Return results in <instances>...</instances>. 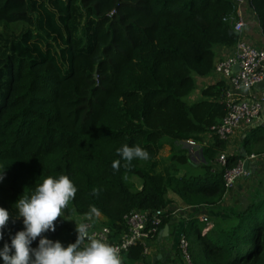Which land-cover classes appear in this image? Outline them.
Returning a JSON list of instances; mask_svg holds the SVG:
<instances>
[{
  "label": "trees",
  "instance_id": "trees-1",
  "mask_svg": "<svg viewBox=\"0 0 264 264\" xmlns=\"http://www.w3.org/2000/svg\"><path fill=\"white\" fill-rule=\"evenodd\" d=\"M248 4L264 36V0ZM232 15L233 0H0V207L13 216L0 250L25 229L15 203L47 176L67 175L78 189L55 231L42 233L48 239L68 231L65 218L87 215L92 207L115 238L124 229L121 216L132 209H161L159 228L166 224L173 201L168 193L184 206L220 202L223 169L212 164L225 140L208 135V127L226 112V84L215 80L199 89L197 99L185 98L195 88L194 76L211 71L215 48L237 40ZM162 138L172 152L159 170ZM186 138L201 143V163L175 150L172 142ZM248 140L245 135L242 145L250 151ZM125 144L139 145L150 158L124 167L117 149ZM239 158L226 154L225 166ZM115 160L119 171L112 168ZM186 164L202 171L178 174ZM130 175L139 179L138 188ZM232 217L226 225L210 215L184 217L190 264H264L259 184ZM40 238L30 247L37 248ZM70 238L74 243L76 232ZM143 256L139 244L131 245L123 264Z\"/></svg>",
  "mask_w": 264,
  "mask_h": 264
},
{
  "label": "built area",
  "instance_id": "built-area-1",
  "mask_svg": "<svg viewBox=\"0 0 264 264\" xmlns=\"http://www.w3.org/2000/svg\"><path fill=\"white\" fill-rule=\"evenodd\" d=\"M241 1L233 0L234 16L231 24L237 32L243 25V15L239 7ZM232 46V52L215 60L211 69L219 74L221 80L226 84L222 99L226 103V112L217 123L208 127V135H215L222 140H226L238 121L251 123L258 115V101L244 96L236 97L233 91L242 87H251L264 78V50L238 38ZM233 66L237 67L236 70L232 69ZM172 143L175 147L183 150L192 164H199L203 161L200 142L186 138L174 140ZM225 163L226 154L223 151H218L213 164L223 169V185L227 188L243 175L245 170L242 167V160H237L229 168L225 166ZM161 217V209H132L121 216L124 229L117 233L115 238L111 237L109 228L102 224L97 217L87 219V215H83L79 218V224H86L90 235L120 248V255L123 257L128 247L134 244L141 246L142 254L147 252L149 242L156 237L160 229ZM77 236L76 231L75 241ZM176 248L184 264H190L186 252L187 241L182 234L177 238Z\"/></svg>",
  "mask_w": 264,
  "mask_h": 264
},
{
  "label": "crops",
  "instance_id": "crops-1",
  "mask_svg": "<svg viewBox=\"0 0 264 264\" xmlns=\"http://www.w3.org/2000/svg\"><path fill=\"white\" fill-rule=\"evenodd\" d=\"M239 7L243 15V25L238 32V39L247 41L250 44L264 50V36L258 28L257 20L248 4V0H242ZM233 16L234 15L230 16V21H233ZM232 49L233 46L216 47L215 60L231 53ZM236 68V66L232 67L233 70H236ZM196 79H198V83H196ZM219 79H221V76L212 70L204 76L195 75V88L187 95V97H193L189 99L186 97L185 99H187V101L197 99L199 97V89L202 86ZM233 92L236 97H248L258 101L259 103L257 117L252 120L251 123L238 121L231 134L224 142L223 152L225 154H238L240 156L239 160L242 161L243 156L241 154H243V152H241L240 149L243 148L247 160L246 167L244 168L245 173L237 178L232 185L225 188V192L220 202L213 208H206L202 206H184L177 198L172 197L173 201L168 205V209L171 212L170 218L166 223L168 226L166 233L164 235L157 233L156 237L150 241L148 250L144 254L142 260H125V264H147L148 261L151 263V258L156 255L160 256L159 258H155V261L153 262L155 264H181L182 258L176 253V242L177 238L181 234V228L185 216L205 217L210 215L219 223L226 225L233 221V211L239 210L240 207L246 204L250 197L255 194L258 184L262 189H264V84L242 87L236 91L234 90ZM254 128L257 130H253L251 132ZM245 135L249 136L247 149L249 148L250 151L246 150V148L242 145V140ZM171 152L172 151L167 154V160H169L168 157L171 155ZM212 167L214 169L218 168L215 164H212ZM133 182L135 187L138 188L140 185L139 181L135 182L134 180ZM70 217H77L79 220L81 216L72 214L69 218ZM98 218H100V216ZM71 230V227H69V230L65 231L62 236L57 239L51 238L50 240L54 242L59 241L64 247H67L69 245V241H71L70 233H73ZM74 232H76V230ZM74 240L75 239H73V241Z\"/></svg>",
  "mask_w": 264,
  "mask_h": 264
},
{
  "label": "clouds",
  "instance_id": "clouds-1",
  "mask_svg": "<svg viewBox=\"0 0 264 264\" xmlns=\"http://www.w3.org/2000/svg\"><path fill=\"white\" fill-rule=\"evenodd\" d=\"M117 152L125 161L126 168L134 159L150 158L149 152L139 145L125 144ZM120 167V160L113 161L114 171H119ZM2 173L0 172V181L4 178ZM77 191V186L67 175L62 174L58 178L47 176L36 186L30 197L18 199L15 203L18 215L15 217H23L25 229L12 237L11 247L5 243L0 250L4 264H123L120 248L90 235L88 226L84 223L76 222L77 239L67 247L59 241L54 242L42 236L48 230L55 231L56 221L64 217L65 209L75 198ZM93 192L99 194L98 189ZM99 216V210L92 207L87 219ZM11 217L13 216L9 210L0 207V239H3L2 230ZM37 237H41L38 247L31 248L32 241ZM12 249L14 253L9 254Z\"/></svg>",
  "mask_w": 264,
  "mask_h": 264
},
{
  "label": "rangeland",
  "instance_id": "rangeland-1",
  "mask_svg": "<svg viewBox=\"0 0 264 264\" xmlns=\"http://www.w3.org/2000/svg\"><path fill=\"white\" fill-rule=\"evenodd\" d=\"M196 83H198V79H196ZM198 86V85H197ZM191 97H193V96H188L187 98L189 99V98H191ZM188 102V101H187ZM161 142L163 141V144H162V146H161V148L159 149V151H158V154H157V161H158V165H157V169H159V170H162V168L164 167V166H167V165H169V163H170V161L169 160H167V158H166V156H167V154L168 153H170V151H171V148H170V145H169V143H168V141H166L165 140V138H162L161 140H160ZM176 149L175 150H177V151H182V150H180L178 147H175ZM183 152V151H182ZM168 169H170V168H168ZM185 171H187V173H199V172H201L202 171V169L201 168H199V167H193V166H190L189 164H186V165H184L182 168H180L179 169V171H178V174L179 173H182V172H185ZM130 176H132V177H134L133 179H130V181H134L135 179H137V181H139V179L135 176V175H130ZM124 181L126 182V183H128V179H127V177H125L124 178ZM136 180H135V182H137ZM133 185H134V182H133ZM130 186V185H129ZM130 188L132 189V190H134L135 188L134 187H132V186H130ZM168 195L170 196V197H175L173 194H171V193H168ZM176 198V197H175ZM69 218V217H68ZM68 218H65V222L68 224V230H69V227H71V232H73V231H75L76 230V222H77V224H79V220H78V218L77 217H70L69 219ZM94 218V217H93ZM67 219V220H66ZM97 219H99L100 221L103 219V216L102 215H100V218H98L97 217Z\"/></svg>",
  "mask_w": 264,
  "mask_h": 264
},
{
  "label": "water",
  "instance_id": "water-1",
  "mask_svg": "<svg viewBox=\"0 0 264 264\" xmlns=\"http://www.w3.org/2000/svg\"><path fill=\"white\" fill-rule=\"evenodd\" d=\"M262 84H264V78L262 79V80H260V81H258V82H256L255 84H254V86H258V85H262ZM240 151L241 152H243V154H241L242 156H243V161H242V167H243V169L246 167V164H247V160H246V157H245V153H244V150H243V148H241L240 149ZM167 224H164L159 230H158V234H165L166 233V231H167ZM159 256L160 255H156L155 257H153V258H151V263L150 264H153V262L155 261V258H159Z\"/></svg>",
  "mask_w": 264,
  "mask_h": 264
}]
</instances>
